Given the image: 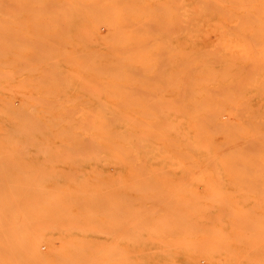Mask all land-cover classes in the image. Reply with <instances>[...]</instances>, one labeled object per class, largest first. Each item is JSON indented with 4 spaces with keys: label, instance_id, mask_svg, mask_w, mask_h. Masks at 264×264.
I'll return each mask as SVG.
<instances>
[{
    "label": "bare ground",
    "instance_id": "6f19581e",
    "mask_svg": "<svg viewBox=\"0 0 264 264\" xmlns=\"http://www.w3.org/2000/svg\"><path fill=\"white\" fill-rule=\"evenodd\" d=\"M0 264H264V0H0Z\"/></svg>",
    "mask_w": 264,
    "mask_h": 264
}]
</instances>
